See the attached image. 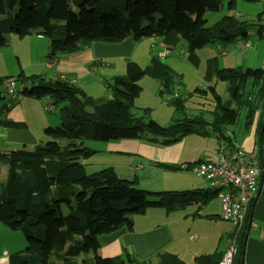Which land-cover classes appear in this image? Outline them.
<instances>
[{"label":"trees","instance_id":"16d2710c","mask_svg":"<svg viewBox=\"0 0 264 264\" xmlns=\"http://www.w3.org/2000/svg\"><path fill=\"white\" fill-rule=\"evenodd\" d=\"M222 1H227L228 10L235 9L237 0H0V49L7 46L8 36L24 37L34 31L48 39L46 58H59L93 42L119 43L128 37L139 41L156 36L162 38L166 49L184 40L187 60L197 67L200 48L211 43L226 46L249 36L253 23L233 15L207 25L206 9ZM261 16L259 13L255 19L258 39L264 38ZM144 75L159 82L160 96H166L164 100L181 118L160 126L147 108L135 113V98L141 92L138 82ZM203 78L205 88L185 92L182 76L156 56L145 67L126 60L125 73L112 79L111 97L106 99L94 98L60 77L22 72L0 77V127H25L24 122L7 118L20 95L48 97L46 106L55 108L59 117L58 126L43 129L49 138L44 144L0 150V169L6 166V177L0 181V223L19 231L26 241L24 250L9 255V264H148L125 251L97 256L93 261L88 253L99 247L100 236L121 227L132 230L133 215L149 208L170 214L190 204H204L216 192L210 188L148 191L139 188L136 179L120 177L112 166L87 172L82 158L95 151L85 146L84 140L142 139L169 145L189 133L204 135L208 126L217 140L232 146L225 126L235 123L240 111L244 112V128L252 124L264 96V69L220 68L214 57L207 62ZM213 78L226 82V100L210 83ZM10 79L21 85L20 90L15 86L13 95L7 94L5 87ZM6 95H10L7 100ZM189 101L190 106L202 107L198 114H189ZM60 139L68 142L62 144ZM154 165L167 171L183 169L175 164ZM214 258L213 254L197 256L194 264H218V257ZM157 261L184 264L167 252L158 254Z\"/></svg>","mask_w":264,"mask_h":264},{"label":"crops","instance_id":"0c3cea01","mask_svg":"<svg viewBox=\"0 0 264 264\" xmlns=\"http://www.w3.org/2000/svg\"><path fill=\"white\" fill-rule=\"evenodd\" d=\"M213 6L211 7L213 8ZM261 14L263 15V11H261ZM156 39H159L160 44L165 48L162 43V38L156 36L142 38L139 41H134L128 37L119 43L93 42L88 47L79 51L62 54L59 58H55L53 65H46V68L51 69V71H42L40 74H45L47 77L53 79L57 77L66 79L81 87L88 95L94 98H110L109 84L112 83V79L115 76H120L125 73L126 60L135 61L142 67L147 66L150 61V56L155 52L153 44ZM157 46L159 45L157 44ZM220 48L224 52H221ZM165 50L168 49L165 48ZM261 50L264 51L263 49ZM215 52H219L221 55L227 53L225 47L218 44L216 45ZM261 56L262 53H258L255 55V58H260ZM214 57L217 59V56L212 55V57L209 56L206 62ZM250 62L244 59L241 65H235V67L264 69V61L259 65H251ZM221 67L225 68L224 66ZM152 79L157 88L160 89L159 82L154 78ZM210 83L215 84V86L217 85L215 78ZM221 98L223 101L226 100L228 98V92L225 99L223 97ZM198 107L200 108V105ZM209 108L212 109V107ZM7 118L16 122H24L25 127H2L0 133L1 151L20 147L30 149L41 142L38 134L39 131L36 133L28 125L27 117L19 97L8 111ZM207 127H204V135L189 133L169 145H162L159 142H148L142 139L101 140L100 142L90 144L92 147L89 148L95 151L92 157L101 152L104 155H109V159H113L111 161L106 158V163H98L96 166L90 168V172L96 171L104 166H112L120 177L131 180L136 179L137 186L148 191L208 189V183L204 179L194 174L190 168H186V166H191L206 157L213 156L216 147L211 152L206 151L207 149L205 150L204 147L200 148V142L203 137L210 135L214 137L215 146H217L218 140L216 135L207 129ZM225 129L228 136L231 137L232 146L246 152L254 153L258 165L264 168V96L255 113L254 120L248 129L244 128L243 111H240V116L236 122L225 126ZM100 145H103L104 151L101 150L102 147H99ZM204 151L208 155H205ZM92 157L87 159L82 158V163L85 168L89 165L90 158ZM155 163L180 165L183 169L179 171H167L159 169L154 165ZM134 168L135 170H133ZM146 168L152 170L149 173L152 177H149V174L145 172ZM131 172L137 173H134L132 177L123 175L131 174ZM261 172L258 179V190L253 203L251 226L249 227L244 243L242 264H264V232L262 229L264 219V170ZM144 179L145 181L142 182ZM215 205H219L216 196L211 197L204 204H190L170 214H166L161 208H149L143 214L131 216L132 230H128L127 227H121L108 235L100 236L98 239L99 247L88 253V257L94 260L97 256L109 257L120 255L122 251H128L130 255L135 256L141 261L144 260L148 264H158V254L167 252L179 257L184 264H194L195 257L208 255L209 252L205 251L206 249H203L201 246L199 248L189 249L192 244V235L189 229L190 227H188L190 221L188 222L187 220L196 219L197 217H210V212H212L211 210ZM250 208L251 205L248 208V214ZM248 214L247 220L244 223L234 224L229 221L234 224V231L229 232L228 240L222 247V253L218 256L213 254L214 259L218 257L219 260L230 246H234L237 251L233 255L232 264L240 263L243 238L247 229ZM254 217L261 221L262 226L260 224V226L254 227L257 226L253 223ZM173 223L174 227H177L174 231L171 229ZM252 226L259 228V230L252 229ZM178 240L181 241L179 249ZM25 246V238L20 232L11 230L0 223V264H9V255L24 250ZM97 251H100L98 252L99 255H95ZM189 252L190 254H188ZM79 258L81 259L82 257L80 256ZM191 259L193 260L192 263H190Z\"/></svg>","mask_w":264,"mask_h":264},{"label":"rangeland","instance_id":"374dc122","mask_svg":"<svg viewBox=\"0 0 264 264\" xmlns=\"http://www.w3.org/2000/svg\"><path fill=\"white\" fill-rule=\"evenodd\" d=\"M211 6L206 9L204 14V17L207 20V25H213L224 15H233L242 20H246L249 23L252 22L253 24L248 31L249 36L247 40L237 39L232 44H228L226 46L224 45L227 52L225 55L215 52V43H211L200 48L197 51V55L199 57V65L197 67L193 66L188 60H186V43L184 40H180L173 49L165 50V48H163L160 44V40L156 39L153 44L155 52L152 53L150 59L152 56L158 57L159 55L165 54L163 58H159V61L169 66L177 75L182 76L183 90L185 92H191L196 88L207 86V82L204 81L203 76L207 63L206 60L209 58V56H217L218 66H224L225 68H232L235 67V65L239 66L244 59L251 61V65H259L262 61H264V51L261 50H264V38L263 40L257 38V24H255V19L257 15L261 13V11H263L264 15V0H258L254 3L245 0H237L234 10L227 9V1H222L221 3L213 6V8ZM263 15L261 16L262 19ZM247 42L250 44L249 47L245 46V43ZM48 44V39L44 36L38 35L37 31H34L24 37H17L15 35L8 36L7 46L0 49V77H15L20 72L24 73L25 75L40 73L42 71L50 72L51 69L46 68V65L49 66L46 62L48 58L45 59V55L48 50ZM157 44L159 46H157ZM258 53H262V56L260 58H255V55ZM138 83L141 86V92L138 97L135 98V110L133 109L135 113H137V111L141 113L142 108H147L151 119L155 120L160 126H166L172 118H181V116L175 112L174 107L169 102L164 100L166 96H160L159 89L154 84V80L151 77L144 75ZM16 85V89L20 90L21 85ZM226 86V82L222 81H217V85L215 86V90L221 97H223V99L227 97ZM9 96L10 95H6L5 100H7ZM19 99L22 102L29 127L32 128L36 133L39 131V139L41 143L44 144L49 138L44 135L43 129L47 127L54 128L59 125L57 111L55 108L51 111L46 110V103H49L48 97L34 99L20 95ZM190 102L191 101L187 103V110L189 114H198L202 107L200 106L199 108L198 105L190 106ZM189 107L194 109L190 110ZM1 129L2 127H0V133ZM214 140L215 139L212 135L203 137L202 141L200 142V148L204 147L205 150L207 149L206 151L211 152L216 147ZM67 141L68 139H60V143L62 144L66 143ZM75 142L78 143V140ZM97 142L100 141L84 140V145L92 147L90 144ZM99 147H102L101 150L104 151L103 145H100ZM204 154L208 155L205 151ZM92 155L90 157H92ZM106 158L113 161V159H109V155H104V153L99 152L94 157L90 158L91 160L89 165L87 168H85L86 171L90 172V168L96 166L98 163H106ZM1 168L0 181L4 180L6 177V166L2 165ZM149 168H146L145 171L148 174L152 172V170ZM133 170H135V168ZM137 172H131V174L123 175L132 177L133 174ZM149 177H152V175L149 174ZM144 181L145 179L142 180V182ZM218 206L219 205H215L213 207L211 210L212 212H210L211 215L208 218L196 216V219L187 220L188 222L190 221L188 227H190L189 229L192 235V244L190 245L189 249L195 247L199 248L201 246L203 249H206L205 251L209 252L210 255L215 254L218 256L220 253H222V247L228 240L229 232L234 231L235 226L234 224L222 219L219 216L220 207ZM253 223L257 225L254 227H258L260 226L261 221L254 217ZM254 227L252 226V229L259 230V228ZM176 228L177 227H174L173 223L171 225V229L174 231ZM177 243L179 249L181 241L178 240ZM98 252L100 251H97L95 255H99ZM125 252L130 254L128 251ZM188 254H190V252ZM192 261L193 260L191 259L190 263H192Z\"/></svg>","mask_w":264,"mask_h":264},{"label":"built area","instance_id":"2783aa9c","mask_svg":"<svg viewBox=\"0 0 264 264\" xmlns=\"http://www.w3.org/2000/svg\"><path fill=\"white\" fill-rule=\"evenodd\" d=\"M245 46L249 47L250 44L247 42ZM221 52L224 50L221 49ZM164 55H160L159 58H163ZM46 62L49 66L53 65L55 58H48ZM15 86L14 80H8L5 84L7 93L13 95ZM46 109L52 110L53 107L48 104ZM190 170L204 179L209 188L216 192L220 207L219 215L222 219L234 224L245 222L248 208L258 190L260 173L264 170L258 165L254 153L232 147L224 140H218L213 156L194 163ZM262 229L264 232V219ZM236 251V247L230 246L219 258L218 264H232Z\"/></svg>","mask_w":264,"mask_h":264},{"label":"water","instance_id":"95a60500","mask_svg":"<svg viewBox=\"0 0 264 264\" xmlns=\"http://www.w3.org/2000/svg\"><path fill=\"white\" fill-rule=\"evenodd\" d=\"M262 173V172H261ZM261 175V174H260ZM255 199V198H254ZM254 199L252 201V204H251V208H250V212L248 214V221H247V229L245 231V236L243 238V244H242V255H241V260H240V263L239 264H242V258H243V251H244V243H245V240L247 238V234H248V230H249V227L251 226V219H252V210H253V203H254Z\"/></svg>","mask_w":264,"mask_h":264}]
</instances>
